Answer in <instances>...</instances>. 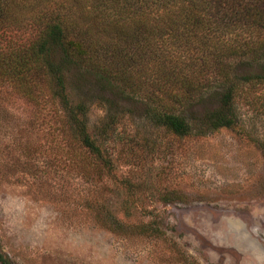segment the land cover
<instances>
[{"label":"rangeland","instance_id":"374dc122","mask_svg":"<svg viewBox=\"0 0 264 264\" xmlns=\"http://www.w3.org/2000/svg\"><path fill=\"white\" fill-rule=\"evenodd\" d=\"M243 61L235 62L238 74L262 67ZM94 83L87 77L76 88L89 93V129L102 158L53 139L60 124L49 121L56 106L47 93L40 110L0 88L1 257L264 264V84L243 87L232 127L177 136L130 101L107 114ZM113 116L112 133L102 137L98 127Z\"/></svg>","mask_w":264,"mask_h":264},{"label":"trees","instance_id":"16d2710c","mask_svg":"<svg viewBox=\"0 0 264 264\" xmlns=\"http://www.w3.org/2000/svg\"><path fill=\"white\" fill-rule=\"evenodd\" d=\"M237 60L262 67L238 74ZM87 77L107 114L130 101L177 136L232 127L243 87L264 84V0H0V88L40 110L47 93L53 139L102 158Z\"/></svg>","mask_w":264,"mask_h":264}]
</instances>
